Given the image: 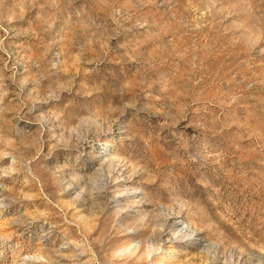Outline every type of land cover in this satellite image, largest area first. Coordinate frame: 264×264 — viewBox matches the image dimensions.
Wrapping results in <instances>:
<instances>
[{
  "label": "rangeland",
  "instance_id": "374dc122",
  "mask_svg": "<svg viewBox=\"0 0 264 264\" xmlns=\"http://www.w3.org/2000/svg\"><path fill=\"white\" fill-rule=\"evenodd\" d=\"M0 264H264V0H0Z\"/></svg>",
  "mask_w": 264,
  "mask_h": 264
},
{
  "label": "bare ground",
  "instance_id": "6f19581e",
  "mask_svg": "<svg viewBox=\"0 0 264 264\" xmlns=\"http://www.w3.org/2000/svg\"><path fill=\"white\" fill-rule=\"evenodd\" d=\"M173 226H175L176 229H180L181 226H183V224L181 222H176V221H173ZM186 223H184L185 225ZM202 238V237H201ZM166 242L167 243H173V240H174V236H172L171 234H167L166 235ZM203 240V239H202ZM172 245V244H171ZM169 248V252H172V249H170L171 247H168Z\"/></svg>",
  "mask_w": 264,
  "mask_h": 264
}]
</instances>
